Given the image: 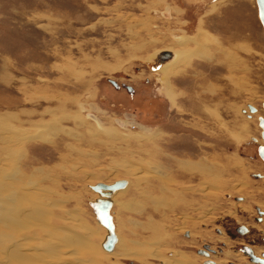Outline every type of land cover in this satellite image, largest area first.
Masks as SVG:
<instances>
[{
  "label": "rangeland",
  "instance_id": "374dc122",
  "mask_svg": "<svg viewBox=\"0 0 264 264\" xmlns=\"http://www.w3.org/2000/svg\"><path fill=\"white\" fill-rule=\"evenodd\" d=\"M263 97L256 0H0V210L25 209L0 223V264H204L203 242L246 264L240 242L264 250ZM117 179L107 253L90 185Z\"/></svg>",
  "mask_w": 264,
  "mask_h": 264
},
{
  "label": "water",
  "instance_id": "95a60500",
  "mask_svg": "<svg viewBox=\"0 0 264 264\" xmlns=\"http://www.w3.org/2000/svg\"><path fill=\"white\" fill-rule=\"evenodd\" d=\"M258 7V18L263 26V36H264V0H256ZM161 58H170L172 56L171 52L163 51L159 54ZM108 81L116 88H119L120 85L113 79H108ZM123 86L127 89V91L132 92L133 87L130 85L123 84ZM248 108L250 112H255L256 107L249 104ZM262 108L264 109V97L262 100ZM259 127L261 128L260 136L262 138L263 144H257L256 152L258 156L264 161V117L260 116L258 118ZM256 177H260V174L255 175ZM126 179H117L112 183H103L97 182L93 185H90V188L98 194V197L89 202L90 207L94 213L95 219L97 222L106 229L105 237L101 243V247L107 251L111 252L114 249V246L117 242V235L114 230V224L112 220V215L110 214V208L113 204L111 199L113 193L118 190L126 187L127 185ZM237 200H242V197H237ZM258 215L264 214L259 207H256ZM248 228L245 225H239L237 227V231L241 234L246 233ZM245 254L250 256V260L254 263H262L264 264V259L255 256L253 253L249 251H244ZM264 257V254H263Z\"/></svg>",
  "mask_w": 264,
  "mask_h": 264
},
{
  "label": "bare ground",
  "instance_id": "6f19581e",
  "mask_svg": "<svg viewBox=\"0 0 264 264\" xmlns=\"http://www.w3.org/2000/svg\"><path fill=\"white\" fill-rule=\"evenodd\" d=\"M179 38H181V37H179ZM166 50H168V51H170L171 52V54H172V56L170 57V59L169 60H167V61H161V65H165L166 66V68H169V66H172V65H174V63L177 61V59H178V57H179V55H180V52H178V51H175V50H172V49H166ZM157 52V51H156ZM156 55V54H155ZM155 55H154V57H155ZM181 57V56H180ZM175 58V60L173 61V59ZM173 61V62H172ZM178 62V61H177ZM166 68H164V69H166ZM163 69V70H164ZM162 70V71H163ZM256 111H257V109H256ZM255 111V112H256ZM255 112H252V113H255ZM72 117V116H71ZM74 119L75 118H77V119H80L81 121H83V118H82V116H80V114H79V116H76L75 115V117H73ZM96 126V125H95ZM97 127L99 128V129H101V131H104L105 129V127L103 128L102 126H101V123H98V125H97ZM106 131V130H105ZM108 132V131H107ZM105 134H106V132H105ZM152 144V143H151ZM157 146V145H156ZM153 147V146H152ZM162 153V152H161ZM177 163V162H176ZM179 164H180V166H181V168L183 169V170H185V171H189V172H192V171H194V169H195V165L193 164V162H191V161H179L178 162ZM177 163V164H178ZM149 164V163H148ZM156 164H159L158 162L156 163ZM153 161L150 163V170L151 171H155V172H158V170H156V169H158V166L156 165ZM162 165V164H161ZM129 166V165H128ZM128 166H126V167H128ZM179 166V165H178ZM126 167H124V168H126ZM132 167V166H131ZM177 167V166H176ZM148 170V169H147ZM124 171H126V170H124ZM128 173V172H127ZM130 173V172H129ZM128 186V185H127ZM127 186L125 187V188H122V189H118V190H116L114 193H113V195H112V197H111V199H112V201H113V203H114V197L117 195V193L119 192V191H121V190H124V189H126L127 188ZM95 194H97V193H95ZM16 195V194H15ZM98 195V194H97ZM36 201H38V200H36ZM35 201V202H36ZM34 202V203H35ZM20 203V202H19ZM31 203V202H30ZM33 203V204H34ZM37 203V202H36ZM35 203V204H36ZM20 205V204H19ZM19 205H17V206H19ZM32 205V204H31ZM34 206V205H33ZM32 206V207H33ZM1 207V206H0ZM19 207H22V206H19ZM19 207H13V208H10L9 209V211L7 210V211H3V210H0L1 212H4L3 213V215L2 216H0V223H2L3 225H4V227H9L8 226V224H10L11 223V225H15V226H19L21 223V221L19 220V218H21V216H23V215H25L24 214V211H25V209L23 210V208H22V210H20L19 209ZM113 208H114V206H113V204H112V206H111V208H110V214L112 215V220H113V224H114V230H115V233H116V235H117V242H116V244H115V246H114V249L111 251V252H107V251H105V252H107V253H114L115 251H116V248H117V246H118V244H119V236H118V234H117V229H116V225H115V217H114V215H113ZM26 209H29V208H26ZM33 209V208H32ZM6 210V209H5ZM262 215V216H261ZM260 216L261 217H264V214H260ZM23 219H25V218H23ZM99 224V223H98ZM100 225V224H99ZM101 226V225H100ZM101 227H103V226H101ZM104 228V227H103ZM105 229V228H104ZM19 247H23V246H21V244H19V246L17 245V244H15V248L16 249H20ZM211 247V246H210ZM15 249V250H16ZM8 251H6L7 253V256H8V259H10V258H13L16 254H17V251H15L14 249H7ZM210 250V249H209ZM213 252V251H212ZM23 256V255H22ZM21 256V257H22ZM258 257V256H257ZM187 262L186 261H183V264H186ZM161 264H178V262L175 260H169V261H167V260H164V261H162V263ZM180 264V263H179ZM189 264H191V263H189ZM207 264V263H206Z\"/></svg>",
  "mask_w": 264,
  "mask_h": 264
},
{
  "label": "flooded vegetation",
  "instance_id": "af4514ba",
  "mask_svg": "<svg viewBox=\"0 0 264 264\" xmlns=\"http://www.w3.org/2000/svg\"><path fill=\"white\" fill-rule=\"evenodd\" d=\"M257 219L260 221L261 219L264 220V217L261 218V216L259 215V217H257ZM248 232V230H247ZM240 234V235H245L247 234ZM191 235V234H190ZM223 244L224 242L221 241ZM210 244H207L205 242H203L202 246L196 248V251L200 254H202L203 259L201 262H203L204 264H217L216 260L213 257H216L218 254H222L224 252L222 246L220 245H215L214 247L211 246ZM255 240L253 242H240L238 245V250L237 252L240 253V255L243 257V262L246 264H262V263H254L250 260V256L245 254L244 251H249L251 253H253L255 256H258L259 258H263V254H264V250H261L260 252H257L255 249ZM210 249V250H209ZM213 251V252H212ZM171 258L174 257V255L170 256ZM232 264H239V262H233L230 261ZM162 263V261H160L158 264Z\"/></svg>",
  "mask_w": 264,
  "mask_h": 264
},
{
  "label": "crops",
  "instance_id": "0c3cea01",
  "mask_svg": "<svg viewBox=\"0 0 264 264\" xmlns=\"http://www.w3.org/2000/svg\"><path fill=\"white\" fill-rule=\"evenodd\" d=\"M217 257V256H216Z\"/></svg>",
  "mask_w": 264,
  "mask_h": 264
}]
</instances>
